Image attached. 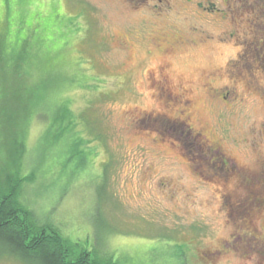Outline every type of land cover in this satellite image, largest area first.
I'll use <instances>...</instances> for the list:
<instances>
[{
	"label": "rangeland",
	"instance_id": "obj_1",
	"mask_svg": "<svg viewBox=\"0 0 264 264\" xmlns=\"http://www.w3.org/2000/svg\"><path fill=\"white\" fill-rule=\"evenodd\" d=\"M0 41V194L69 259L264 264V0H0Z\"/></svg>",
	"mask_w": 264,
	"mask_h": 264
},
{
	"label": "trees",
	"instance_id": "obj_2",
	"mask_svg": "<svg viewBox=\"0 0 264 264\" xmlns=\"http://www.w3.org/2000/svg\"><path fill=\"white\" fill-rule=\"evenodd\" d=\"M0 41V58L4 52ZM107 172V167H104ZM27 177L16 181L9 191L0 194V256L12 257L22 264H115L101 262L82 251L69 259L68 246L61 234L50 226H38L33 213L18 201L22 184Z\"/></svg>",
	"mask_w": 264,
	"mask_h": 264
},
{
	"label": "flooded vegetation",
	"instance_id": "obj_3",
	"mask_svg": "<svg viewBox=\"0 0 264 264\" xmlns=\"http://www.w3.org/2000/svg\"><path fill=\"white\" fill-rule=\"evenodd\" d=\"M185 3H191V0H184ZM196 9H198L199 12H203L207 14H211L214 11L218 10V8L214 7V6H208V7H202V5L200 4H196ZM158 9V10H157ZM161 8L155 6V9H153L152 11H150L153 15L155 16H160V14L162 13L161 10H159ZM157 10V11H156ZM251 82V81H250ZM249 86L253 89H255L256 91L258 90L257 86L254 85L253 82H251V84H249ZM211 93H210V97L211 99H215L214 97L216 96L217 101H221L223 104L224 103H232V101L230 100V94L234 93V89H230L231 93L226 92L224 93V89L220 88V89H215L210 87ZM214 96V97H213ZM215 99V100H216ZM192 132L190 133V135L196 139V141L200 142L199 137L202 138V134L197 133L193 130H191ZM264 131V128H263ZM204 138V137H203ZM203 142L202 144L205 145V147H207L204 150H199V152H197V155H195V157L199 158V157H205V158H211V162H213L214 160V164L216 166H214V168L216 167L217 169L222 170V168H227L228 172L231 171V176L228 175L229 177H235V176H241V174L243 173L242 171V167H240L234 160H232L231 158H229L222 149L218 148V147H208V145L205 143V141H201ZM260 147V145L256 144V147ZM207 154V155H206ZM260 171L258 172V174H256L255 178L253 179H249L248 177H243V185L246 186L247 188H253V189H264V155H260ZM195 164H197L195 162ZM193 167H197L196 165H193ZM200 174V173H199ZM226 178V177H225ZM253 203H255L257 206L259 205H264V198L261 197V195H257V197L252 198ZM252 203V202H251Z\"/></svg>",
	"mask_w": 264,
	"mask_h": 264
}]
</instances>
